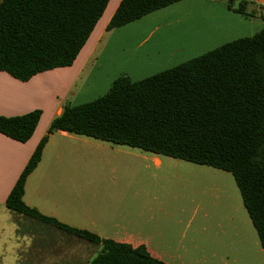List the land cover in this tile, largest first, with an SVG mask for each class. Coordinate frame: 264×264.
Masks as SVG:
<instances>
[{"label": "trees", "instance_id": "16d2710c", "mask_svg": "<svg viewBox=\"0 0 264 264\" xmlns=\"http://www.w3.org/2000/svg\"><path fill=\"white\" fill-rule=\"evenodd\" d=\"M110 0H2L0 72L22 82L72 65ZM182 0H121L106 31ZM246 1L228 9L242 16ZM264 22V19H262ZM41 112L0 116V133L27 142ZM51 129L141 149L230 173L264 251V25L258 33L148 78L119 77L108 92L65 106ZM44 137L11 189L5 207L100 246L88 264H165L145 247L77 231L22 202L27 176L40 161Z\"/></svg>", "mask_w": 264, "mask_h": 264}, {"label": "crops", "instance_id": "0c3cea01", "mask_svg": "<svg viewBox=\"0 0 264 264\" xmlns=\"http://www.w3.org/2000/svg\"><path fill=\"white\" fill-rule=\"evenodd\" d=\"M120 1H109L71 66L36 74L26 82L0 72L1 117L41 112L27 142L20 143L0 133V264H88L91 260L86 261L85 254L90 248L96 247L97 253L100 250L97 244L5 207L11 189L46 136L40 161L25 180L22 202L38 215L67 228L90 233L101 240L143 246L151 257L165 264H182L171 261L169 256L173 257L177 250L162 239L164 231L157 216L165 213V207L149 203L141 184L132 183V161L140 163L137 174L142 175L144 170V176L150 169L157 175L167 169H190L193 164L214 177L222 173L232 177L226 171L209 166L50 128L65 106L86 103H75L87 95L83 88H77V83ZM228 1L232 8L246 1L250 18L261 19L264 12V0ZM226 12L241 19L248 18L228 8ZM87 151L93 154L94 165L99 166L103 174L113 175L106 179L108 182L84 183L85 168L90 164L86 161ZM233 182L237 188L234 179ZM239 197L244 214L238 211L235 217L231 213L227 225L220 229L212 227L210 238L205 241L203 264H264V251L240 193ZM167 237L171 239V235ZM189 259L191 264L199 263L198 258Z\"/></svg>", "mask_w": 264, "mask_h": 264}, {"label": "rangeland", "instance_id": "374dc122", "mask_svg": "<svg viewBox=\"0 0 264 264\" xmlns=\"http://www.w3.org/2000/svg\"><path fill=\"white\" fill-rule=\"evenodd\" d=\"M228 2L182 0L106 31L77 83V88H83L88 96L75 103H88L101 97L119 77L139 81L258 33L261 19H241L227 13ZM249 21L254 22L249 25ZM93 157L86 152L90 164L85 168L84 183L108 182L106 179L113 175L103 174L94 165ZM139 164L135 159L132 161V183L141 184L149 203L165 207V213L157 217L164 231L162 239L177 250L173 257L169 256L171 261L191 264L189 258L194 257L199 259L197 264H203L205 241L210 238L212 227L220 229L227 225L231 213L235 217L238 211L244 214L232 177L226 173L214 177L193 164L190 169H167L157 175L150 169L144 176V170L142 175L137 174ZM96 253V247L92 246L85 254L86 261L92 260Z\"/></svg>", "mask_w": 264, "mask_h": 264}, {"label": "built area", "instance_id": "2783aa9c", "mask_svg": "<svg viewBox=\"0 0 264 264\" xmlns=\"http://www.w3.org/2000/svg\"><path fill=\"white\" fill-rule=\"evenodd\" d=\"M261 19H264V12H263L262 15H261Z\"/></svg>", "mask_w": 264, "mask_h": 264}]
</instances>
